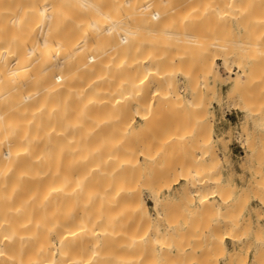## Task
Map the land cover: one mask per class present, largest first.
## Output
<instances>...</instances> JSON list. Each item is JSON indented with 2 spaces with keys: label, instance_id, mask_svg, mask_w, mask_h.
I'll use <instances>...</instances> for the list:
<instances>
[{
  "label": "bare ground",
  "instance_id": "obj_1",
  "mask_svg": "<svg viewBox=\"0 0 264 264\" xmlns=\"http://www.w3.org/2000/svg\"><path fill=\"white\" fill-rule=\"evenodd\" d=\"M262 2L0 0V264H135L118 259L117 249L131 253L136 244L144 243L149 234L146 230L155 217L159 219L163 203L159 195L153 197L152 212L137 196L136 182L125 176L134 158L122 136L133 124V111L142 120L147 117V106L159 111L160 101L155 107L150 99L147 106L142 100L140 103L148 86L164 99L161 103L174 107L167 106L169 111L176 109L185 116L206 113L205 99L213 90L208 79H219L214 55L222 61L238 57L239 71L228 82L229 90L239 93L254 75L250 73L255 51L264 53V19L257 21L264 18ZM253 3L256 5L251 7ZM158 7L165 24L172 28L149 27ZM209 8L221 14L217 17L223 16L222 20L246 15L245 37L236 40L224 21L223 26L213 23V16L206 15ZM228 8L236 14H226ZM247 8L251 15L253 8L258 11L253 15L259 13L260 18L252 17L257 18L254 22ZM191 26L194 31L185 30ZM158 32L178 39L180 47H186L184 51H196L193 68L182 66L179 57L171 67L162 57L138 56L136 49L145 34ZM118 37L129 42L118 41ZM140 64L144 69L135 75ZM181 71L189 86H184V94L170 89L175 73ZM187 134L192 137V129ZM167 135L164 142L177 137L176 132ZM66 154L68 160L63 158ZM187 161L189 168L173 180L182 178L189 185L186 190L201 178L198 158L192 155ZM77 164L79 173H75ZM198 188L187 195L199 201L224 197L219 191ZM70 204L74 209H67ZM126 213L135 217L142 231L123 228ZM218 229V239L215 235L216 240L210 239L212 246L227 252L225 239H233L235 231L221 235ZM155 234H160L158 229L152 238ZM16 243L21 245L16 250H25L27 244L31 247L27 245L25 253L21 249L13 253ZM28 249L32 256L29 252V257H23L28 261L24 263L21 256ZM11 252L20 255L10 257ZM260 252L264 254L262 249ZM228 255L229 263L245 260L239 251ZM256 256L254 260L260 261Z\"/></svg>",
  "mask_w": 264,
  "mask_h": 264
},
{
  "label": "rangeland",
  "instance_id": "obj_2",
  "mask_svg": "<svg viewBox=\"0 0 264 264\" xmlns=\"http://www.w3.org/2000/svg\"><path fill=\"white\" fill-rule=\"evenodd\" d=\"M241 1L245 4L248 0ZM254 5L256 4L253 3L251 7ZM257 7L260 8L254 7L255 10L258 9L260 11L261 6ZM262 8L264 9V6ZM227 10L229 12V8ZM253 10V13L256 12ZM230 13L232 14L231 16L236 14L234 11L226 14ZM247 13L251 18H260L258 16L259 13H255L257 16L252 13V16L251 12H248V8ZM162 15V10L158 7L155 18L149 20V27L156 30L172 28L173 26L168 27L165 24ZM206 15L209 18L213 16L211 18L212 22L213 20L214 22L218 21L220 25L224 21L227 24V31H230L236 40L245 37L244 28L247 25L249 26V19H245L246 15L238 14V19L244 16V19L242 18L241 20L234 19L238 15L230 19L226 17V20H222L223 16L218 18L217 16H221V14L216 15L213 8L207 9ZM263 19V17L258 20L256 18L257 21ZM256 20L253 21L255 22ZM253 21L250 24L254 23ZM217 27L219 28L218 25ZM187 28L185 30L194 31L193 26ZM118 41L129 42L127 38L119 37ZM139 43V47L136 49L138 56H159L164 58L171 67L177 64V57H179L181 65H184L185 68L186 65L189 67L193 66L197 58L195 55L196 51H190L191 48L189 51H184L186 47L181 48V42H178V39L160 32L145 34L144 41ZM189 45H187V48ZM250 54L252 53H249V56ZM247 56H244L245 59H247ZM214 57L215 70H217L219 79H208L210 86L213 84V90H210L209 96L205 99L207 100L205 101L207 114L185 116V113L183 114L182 112L179 115L180 112H175L176 109L174 110L171 104L165 105V103H161L164 99L160 96H155L151 87L148 86L143 97L140 98V103L142 100L147 106V102L150 99L155 107L160 101L159 108H157L159 111L154 110L153 106L151 108L147 106L148 114L143 120L140 119L137 112L133 111V124L122 136V140L130 145L131 156L134 158V163L127 168L125 176L136 182L135 192L137 196L145 201L152 212H154L152 210L153 197L159 195L163 204L162 215H158L159 219L155 217V223H151L147 230L144 229L147 234L148 232L150 234H148L144 243L141 245L136 244L134 249L130 251L131 253L127 249H117L120 252L118 259H121V261L132 260L135 261V264H235V262H228V254L233 251H239L241 256H245L243 258L245 259L244 262L242 261L240 264H264V254L260 252L261 249L264 252V53L255 51L253 66L251 67L252 72L250 73L251 76L252 74L254 75L251 79L249 78L248 84L246 83L239 93L230 91V83L228 82L230 76L239 71L238 57L234 56L228 61H222L216 55ZM172 59H174V62H172ZM165 60L163 62L166 64ZM192 66L190 69L193 68ZM143 69L144 67L140 64L135 71V75L142 72ZM186 80L182 71L175 73L173 77L174 84L170 89L184 94L185 89L189 88ZM197 83L202 84L200 78H197ZM167 106L173 107V110L169 111L170 107ZM246 107L251 109L249 110ZM176 123H178L177 126H175ZM187 129H192V137L188 136ZM174 131L177 135L176 138H172L167 142L162 140L167 134H174ZM79 133L82 134L80 130ZM76 136H78L77 133ZM79 137L81 139V136ZM247 140L249 144L251 141V145H248ZM76 146L78 145L76 144ZM143 152L146 154L145 156L142 155ZM69 155L73 157L71 154ZM192 155L198 158L196 166L198 175L201 176V182L200 179L195 180L194 188L198 190V187H200L205 192L206 190L219 191L224 197L212 196L199 201L197 197L190 194L191 197L187 195V192L193 194L194 188L190 189L188 188L189 185L186 184L188 186V190H186V185H184L185 182L182 178L179 181H173L176 180V176L180 175V172L189 168L190 165L187 160ZM75 156L78 157V154L76 153ZM63 158L69 159L67 154ZM79 160H81V157ZM78 164L75 166H79V170L77 169L75 173L80 171V165ZM158 185L161 187L160 190L157 189L159 188ZM71 205L67 209L73 206ZM71 209L74 208L72 207ZM122 219L121 222L124 229L128 231L137 230L139 232L143 230L141 225H136L133 215L126 213ZM153 225H157L155 229ZM156 229L159 230L160 234H155L154 238H152ZM217 229L221 235L228 230L235 231L232 234L234 236L237 234L236 238L233 236V239H225L227 252L221 249L216 250L212 246L210 239H218L216 236ZM25 245L26 243L23 246ZM27 245L25 250L29 247ZM15 246L11 249L14 250L13 253H18L17 251L21 247L17 250L16 248L21 245ZM25 250H23L24 253L26 252ZM76 250L78 251L79 248H76ZM29 252L31 253L32 250L29 251L28 249V253L21 257L28 256ZM13 253L11 252L12 255L9 256L17 257V255H20V252L17 255H13ZM30 255L32 256V253ZM261 255L263 258H261ZM254 256L260 261H255ZM5 258L8 257L5 256ZM24 260L23 258L21 261L23 262ZM26 262L28 261H24V263Z\"/></svg>",
  "mask_w": 264,
  "mask_h": 264
}]
</instances>
